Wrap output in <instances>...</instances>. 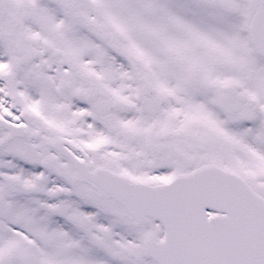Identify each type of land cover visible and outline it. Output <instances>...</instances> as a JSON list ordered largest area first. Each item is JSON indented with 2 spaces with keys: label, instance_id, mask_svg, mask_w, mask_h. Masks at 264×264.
<instances>
[{
  "label": "snow or ice",
  "instance_id": "1",
  "mask_svg": "<svg viewBox=\"0 0 264 264\" xmlns=\"http://www.w3.org/2000/svg\"><path fill=\"white\" fill-rule=\"evenodd\" d=\"M0 264H264V0H0Z\"/></svg>",
  "mask_w": 264,
  "mask_h": 264
}]
</instances>
